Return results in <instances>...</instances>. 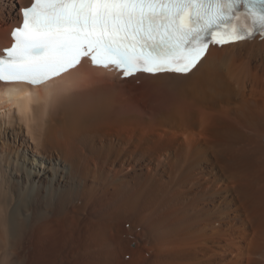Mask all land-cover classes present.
Returning <instances> with one entry per match:
<instances>
[{"label":"bare ground","instance_id":"1","mask_svg":"<svg viewBox=\"0 0 264 264\" xmlns=\"http://www.w3.org/2000/svg\"><path fill=\"white\" fill-rule=\"evenodd\" d=\"M120 75L0 82V264H264V38Z\"/></svg>","mask_w":264,"mask_h":264},{"label":"snow or ice","instance_id":"2","mask_svg":"<svg viewBox=\"0 0 264 264\" xmlns=\"http://www.w3.org/2000/svg\"><path fill=\"white\" fill-rule=\"evenodd\" d=\"M0 55V82L38 86L81 64L188 75L210 45L264 38V0H31Z\"/></svg>","mask_w":264,"mask_h":264},{"label":"rangeland","instance_id":"3","mask_svg":"<svg viewBox=\"0 0 264 264\" xmlns=\"http://www.w3.org/2000/svg\"><path fill=\"white\" fill-rule=\"evenodd\" d=\"M174 152H175V150H174ZM124 259L127 260V257H125Z\"/></svg>","mask_w":264,"mask_h":264}]
</instances>
